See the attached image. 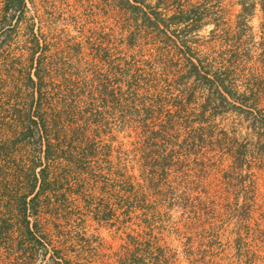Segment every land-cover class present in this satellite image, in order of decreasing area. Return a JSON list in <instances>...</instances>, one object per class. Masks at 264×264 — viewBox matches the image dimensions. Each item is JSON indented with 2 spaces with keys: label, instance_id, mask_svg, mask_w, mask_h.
Segmentation results:
<instances>
[{
  "label": "rangeland",
  "instance_id": "374dc122",
  "mask_svg": "<svg viewBox=\"0 0 264 264\" xmlns=\"http://www.w3.org/2000/svg\"><path fill=\"white\" fill-rule=\"evenodd\" d=\"M116 4L26 0L24 14L0 26V218L10 225L0 264H264V133L258 142L249 129L261 117L253 109L264 117V0H160L158 28ZM179 8H196L204 24H174ZM31 31L42 107L57 114V144L79 164L44 163L50 188L25 235L5 206L39 158L38 140L17 134L12 112L26 95ZM188 59L199 75L186 76ZM198 119L212 133L199 150ZM160 121L169 131L148 138ZM230 149L242 168L228 174L233 161L217 159Z\"/></svg>",
  "mask_w": 264,
  "mask_h": 264
},
{
  "label": "trees",
  "instance_id": "16d2710c",
  "mask_svg": "<svg viewBox=\"0 0 264 264\" xmlns=\"http://www.w3.org/2000/svg\"><path fill=\"white\" fill-rule=\"evenodd\" d=\"M117 4L116 7L121 9L123 12L127 13H137L141 12L144 15V18H141L142 25L147 27H156L158 28L160 25V22L162 20L160 19V13L157 11L160 6V0H157L155 6L151 7L148 3H145L144 1L139 0H114ZM26 9V0H2L0 3V26L5 25L7 22L10 21V19L14 16L12 13L18 15H23L24 11ZM179 13L175 16L173 15L170 17L171 19H175L174 24H186L188 21H194L196 23H199V26L201 27L204 23L203 20H205V16L199 13L196 8L186 9L183 10L181 8L178 9ZM185 17H182L184 16ZM191 18V19H190ZM18 21V18H17ZM208 22V21H207ZM164 25V23H163ZM187 26V25H185ZM185 29H188L185 27ZM32 37L29 39L30 43V49L27 52L28 59H27V69L25 71V76H23L22 79V88L26 91V95L24 98L16 99L14 105L12 106V112L14 116L18 119V125H17V134L20 135L22 138H34L38 140L39 148H38V159H35L31 161L30 165L28 166V170L26 173L21 176V180H23L22 184L24 185V193L20 196H17L13 199L11 203H7L5 206V211L11 212V210H14L16 212V218H17V225L20 226L22 232L25 233V235H33L32 230L30 229V220L29 217L34 218L37 216L38 213H36V205H34L35 201L40 197V195L46 190H48L50 187V180L48 179V173L47 168L44 165V163L51 162L54 159L57 158H64V160L67 163H71L75 166H77L79 163L76 161H72L70 157H65L63 153V149H61L60 145H58V137L60 134H64L65 132L59 125L58 116L52 115L50 112H52L51 109L45 107H42V76L40 75V64L35 61V51L39 47L38 44V38L36 35L31 31ZM170 39V38H169ZM162 40V39H161ZM173 41L172 39H170ZM134 41V34L129 36L126 39L125 46L127 49H132ZM157 41V43H159ZM166 43L165 41H162V45ZM160 44V43H159ZM181 48V47H180ZM180 48H178L180 50ZM169 52H165V55H168ZM188 62L190 63V67L186 72V76H192V74L199 75L198 69L199 67L190 59H188ZM195 72V73H193ZM206 77V76H205ZM209 83H213V80L210 78H207ZM216 82V81H215ZM226 90V89H225ZM104 94H106V91L101 89L99 91V95L104 97ZM231 96V95H230ZM220 97L222 99H225L220 93ZM21 102L19 104L18 102ZM214 102L213 98L211 96L206 98V101L202 103L203 108L212 105ZM178 105H175V107ZM251 112V111H247ZM257 112L259 114V118H256L254 116L253 122L249 123V129L252 131V133L257 137L258 142L261 141V136L263 135L264 131V117L261 115L260 110L253 109L252 111ZM252 114V113H251ZM200 117L204 116L203 110L199 113ZM167 124V122H157V125H154L155 127L149 128V130L144 134L147 135L148 138H160L165 132H168L169 129L167 126H164ZM186 124L183 125L184 128H186ZM198 126L196 128V136L193 137L192 143L195 146V148L202 147L201 145L204 144V136L211 137L212 133L207 132L206 129L203 126V123L200 122V119H198ZM67 127L68 130L73 129L71 126L64 125L63 128ZM222 140L218 138L217 141H213L211 143L220 144ZM79 146V147H78ZM76 147L77 150L81 151V153L86 154L87 152H92L87 147L81 143L78 144ZM82 146V147H81ZM84 146V147H83ZM217 146V145H216ZM233 149H230L229 153L221 152L219 155L218 160L221 161V164L223 165L225 161H233V166L230 171H226L228 174H231L232 170H238L241 169V161L242 153L237 150L232 152ZM196 149L193 154H195ZM224 153V154H223ZM92 154V153H90ZM201 154V153H200ZM200 160L203 161L204 157L200 156ZM147 159L144 157L141 163V168L143 170L146 169ZM161 167H164V165H161ZM226 173V174H227ZM149 180V179H148ZM145 179V182L148 181ZM231 178L226 179V181L231 182ZM38 188V190H36ZM219 193V191H216ZM247 201L245 200L244 203L240 207V217L243 219L244 216V204H246ZM29 211V216L26 214ZM9 223L4 218H0V240L9 233ZM34 226L36 227V219L34 220Z\"/></svg>",
  "mask_w": 264,
  "mask_h": 264
}]
</instances>
